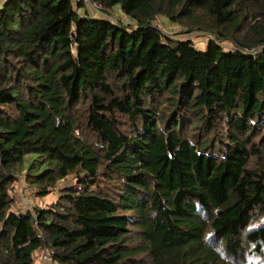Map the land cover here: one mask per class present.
I'll use <instances>...</instances> for the list:
<instances>
[{"label": "trees", "instance_id": "1", "mask_svg": "<svg viewBox=\"0 0 264 264\" xmlns=\"http://www.w3.org/2000/svg\"><path fill=\"white\" fill-rule=\"evenodd\" d=\"M90 1L0 0V264H264V0Z\"/></svg>", "mask_w": 264, "mask_h": 264}, {"label": "rangeland", "instance_id": "2", "mask_svg": "<svg viewBox=\"0 0 264 264\" xmlns=\"http://www.w3.org/2000/svg\"><path fill=\"white\" fill-rule=\"evenodd\" d=\"M115 16L122 20V21H128V19L120 12L118 8L115 9ZM161 29L165 31L166 35H170L171 37H180L181 39H191L195 42L196 46L201 51H206V42L207 40L204 39L202 35L199 33L194 34H185L183 33V30L180 27H177L172 24H168L169 22H166L162 19H160L157 22ZM185 37H181V36ZM205 44V45H204ZM230 44L225 45L227 48H231L230 46H227ZM71 182H66L64 185L61 186V188L71 186ZM11 196L15 200V203L13 205L14 211L19 210L23 212L32 211L34 208H44L45 206H48L54 202H56L59 198V192L55 191L52 194H49L47 196H35V190L33 188L27 187L26 180L24 177H22L17 185H15V190L11 191ZM46 252H40L37 253L35 264H50V262H46L44 259ZM254 263V262H253Z\"/></svg>", "mask_w": 264, "mask_h": 264}, {"label": "built area", "instance_id": "3", "mask_svg": "<svg viewBox=\"0 0 264 264\" xmlns=\"http://www.w3.org/2000/svg\"><path fill=\"white\" fill-rule=\"evenodd\" d=\"M68 1H70L73 5H74V4H77V3H80V2L85 3V4H88L89 6L92 5V3H91L90 0H68ZM44 259H45L46 262H50V264H54V263L51 261L49 255L45 254Z\"/></svg>", "mask_w": 264, "mask_h": 264}]
</instances>
